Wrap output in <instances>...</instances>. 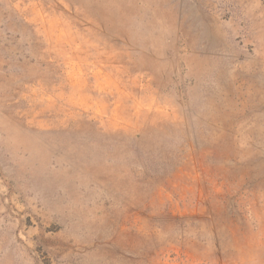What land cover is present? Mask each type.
<instances>
[{
  "label": "rangeland",
  "instance_id": "374dc122",
  "mask_svg": "<svg viewBox=\"0 0 264 264\" xmlns=\"http://www.w3.org/2000/svg\"><path fill=\"white\" fill-rule=\"evenodd\" d=\"M0 264H264V0H0Z\"/></svg>",
  "mask_w": 264,
  "mask_h": 264
}]
</instances>
